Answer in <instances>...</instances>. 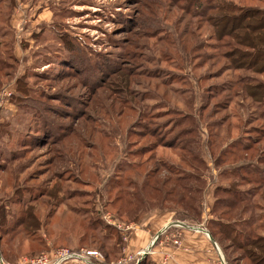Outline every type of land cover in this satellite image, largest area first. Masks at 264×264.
Segmentation results:
<instances>
[{
	"label": "rangeland",
	"instance_id": "374dc122",
	"mask_svg": "<svg viewBox=\"0 0 264 264\" xmlns=\"http://www.w3.org/2000/svg\"><path fill=\"white\" fill-rule=\"evenodd\" d=\"M14 2L36 4L35 12L44 10L47 22L30 29V48L17 52L20 62L16 59L10 75L0 77V92L20 78L27 96L12 105L11 117L0 110V149L8 150L0 156V168L10 170L0 172V223L26 218L21 199L41 220L47 214L52 219L38 229L15 224L7 237H0L2 261L23 264L64 248L94 250L104 263L102 253L87 243L98 233L88 227L97 230L106 219L130 226L125 211L126 202L134 203L132 189L121 183H137L146 171H154L151 180L180 177L196 185L199 196L190 195L200 198L201 216L187 222L206 228L216 217L210 214L214 186L235 182L218 173L243 164L241 158L252 162L264 150L259 133L264 102L253 104L239 85L247 77L264 83V75L227 64L222 57L226 41L213 35L219 15L213 7L264 9V0ZM8 3L0 0V58L2 41H9L1 37L9 34L3 8ZM61 41L73 44L78 57L64 59ZM56 55L64 60L56 61ZM7 92L9 99L13 85ZM237 141L251 147L246 157ZM260 158L264 161L263 154ZM140 193L149 200L136 214L172 212L173 220L183 221L175 216L179 208L157 206L152 201L157 194L150 190ZM249 203L260 205L252 213L260 216L264 234V201L254 197ZM225 244L217 245L221 255ZM229 253H224L227 263L237 264L234 257L241 252Z\"/></svg>",
	"mask_w": 264,
	"mask_h": 264
},
{
	"label": "trees",
	"instance_id": "16d2710c",
	"mask_svg": "<svg viewBox=\"0 0 264 264\" xmlns=\"http://www.w3.org/2000/svg\"><path fill=\"white\" fill-rule=\"evenodd\" d=\"M33 1V0H32ZM207 2L208 0H204ZM14 0H9L8 5H4L3 8L7 12L5 20L9 34L3 33L1 37L8 38L9 41L4 40L3 58H0V77H8L13 71V67L16 63V58L13 54L14 38L12 39L13 31L9 26V16L15 7ZM215 12L219 14L216 18L215 25L212 24L213 35L218 42H223L224 47L227 49L222 55L224 60L228 61V65L234 70H243L255 75H264V9H258L254 7H237L226 4V6L219 5L213 7ZM64 45V50L61 53L65 58L70 59L77 56L73 44H68L67 41H61ZM67 54V56H66ZM61 55V54H60ZM60 55H56V61H63ZM78 57V56H77ZM74 61V60H73ZM72 64V63H71ZM70 64V65H71ZM75 62L73 66H75ZM71 67V68H72ZM241 91L244 97L249 98L253 104L261 105L264 102V83L255 81L252 78H242L239 81ZM25 86L20 82V78H16L13 83V94L9 98V102L14 106H17L20 98H26L24 96ZM264 117V115L262 116ZM3 128L0 125V129ZM229 127H226V132ZM259 133L264 137V130H260ZM237 143H241L237 141ZM237 144L238 152L244 157L247 156V151H251V147L243 145V143ZM5 148V147H3ZM0 149V156L7 154ZM185 149H182L184 151ZM4 153V154H3ZM9 154V153H8ZM261 154V155H260ZM264 155L262 149L257 153V158L254 161L256 164H252L245 161L243 158L240 162L243 164H237L230 166V168L220 171L217 176L219 178L228 175V180L233 179L235 182H230L229 185H215L213 189V199L210 209V214L216 217L207 221L206 231L209 233L213 241L218 245H222V255L229 253L232 255L235 252H241L238 257H234V263L237 264H264V234L260 232L262 228L260 223H257L258 216H254L252 210L260 208L259 204H251V200L254 197H258L261 202L264 201L263 188H264V161H259L260 156ZM3 163L6 161L1 160ZM11 162L13 160H10ZM195 161V160H194ZM197 161H195L196 163ZM5 166V165H4ZM127 167V166H126ZM127 169V168H126ZM7 170L0 168V172H8ZM12 172V171H11ZM147 172V171H146ZM140 178L139 182H133L130 184L124 181L123 185L131 187L133 204L126 202L128 209L125 211L126 216L129 218V222L136 223L143 212L136 214L140 209H144L147 206V200L142 199L141 191L144 189L150 190L157 195H154L152 201L157 203V206H164L174 210L179 208L181 213H176V217L183 221H191L192 218L200 216V208L198 206L199 197L195 198L190 194H200V189L197 187H191L187 185L190 181L175 177L173 181L170 179H155L151 180L149 174H153L154 171H148ZM8 175V174H7ZM154 175V174H153ZM14 175L12 174V179ZM154 178V176H153ZM196 180V178H191ZM128 183V184H127ZM120 184V185H121ZM192 184H195L192 182ZM12 186L13 182H12ZM168 186L166 189L165 187ZM137 194L136 196H134ZM217 194H221V197H216ZM35 196V195H33ZM32 200V199H31ZM25 200H18V204L25 208L24 215L26 218H17L16 221L0 223V237H7L8 230H13L15 224L18 226L26 227L29 229H38L40 223L43 227L48 225V222L52 218H48V214L40 219L39 214L33 212L32 207H26ZM35 200H32V202ZM29 203V201H28ZM135 205V206H134ZM147 208V207H146ZM162 209V208H161ZM32 211V212H31ZM89 225L88 230L92 233L97 231V235H91L87 243L94 246L96 250L100 251L103 255L105 264H113L121 257V249L124 245L119 237V233L115 227L108 226L104 223L98 224L96 230L95 226ZM113 234V235H112ZM84 235V234H83ZM82 235V237H83ZM86 237L84 235L83 239ZM6 242V240H5ZM219 247V246H218ZM225 263L227 260L225 255L223 256ZM137 264H153L147 257H143ZM228 264V263H227Z\"/></svg>",
	"mask_w": 264,
	"mask_h": 264
},
{
	"label": "crops",
	"instance_id": "0c3cea01",
	"mask_svg": "<svg viewBox=\"0 0 264 264\" xmlns=\"http://www.w3.org/2000/svg\"><path fill=\"white\" fill-rule=\"evenodd\" d=\"M36 10H38L36 4L18 2L9 16V26L15 32H13V54L19 62L21 57L19 58L17 52L23 54L30 48L29 45L27 46V42L31 40L27 38L30 29L34 28L40 20L47 22L44 10L35 12ZM35 15L36 18L33 20ZM35 30H31V32H35ZM38 32L34 34V38L38 37ZM12 85L13 83H9L7 88L0 92V96L2 92H7ZM7 97H2L0 106V110H3L6 118L13 114L11 113L12 104ZM206 210L208 209L206 208ZM171 213L155 210L141 215L138 222L131 223L127 238L123 241L121 257L117 259L116 263L119 261L124 264H135L142 253L146 251L144 257H147L153 264H220L218 256L216 252L214 253L211 242L205 234V232L207 233L206 229L198 223V228H195V225L186 221L173 220ZM214 244L217 246L215 242ZM217 248L219 250L218 246ZM219 253L221 255L220 250ZM221 257L223 259L222 255ZM0 261L2 264H16L8 261L3 262L1 255ZM17 264H21L20 260ZM64 264L76 263L66 262Z\"/></svg>",
	"mask_w": 264,
	"mask_h": 264
},
{
	"label": "built area",
	"instance_id": "2783aa9c",
	"mask_svg": "<svg viewBox=\"0 0 264 264\" xmlns=\"http://www.w3.org/2000/svg\"><path fill=\"white\" fill-rule=\"evenodd\" d=\"M9 92H2L0 96V106L2 103V97L9 96ZM106 225H110L115 227V229L119 232V235L124 241L126 239L127 234L129 233L130 226L127 225H120V224H114V222L108 221V219L105 220ZM198 228V227H195ZM214 251L216 252L218 256V262L220 264H224V261L219 253V250L217 246L214 244V242L211 243ZM94 260V261H91ZM66 262H76L79 264H103L102 257L100 254L94 250H69V249H56V250H50L48 252L42 253L40 255H37L35 257L29 258L27 260H23V264H64ZM0 264L1 261H0ZM116 264H124L121 262H117Z\"/></svg>",
	"mask_w": 264,
	"mask_h": 264
},
{
	"label": "water",
	"instance_id": "95a60500",
	"mask_svg": "<svg viewBox=\"0 0 264 264\" xmlns=\"http://www.w3.org/2000/svg\"><path fill=\"white\" fill-rule=\"evenodd\" d=\"M205 234L207 235V237H208V239H209V241L212 243L213 242V240H212V238L210 237V235L209 234H207L206 232H205ZM146 251L145 252H143L142 253V256L139 258V260L141 259V258H143L144 257V255H146Z\"/></svg>",
	"mask_w": 264,
	"mask_h": 264
},
{
	"label": "bare ground",
	"instance_id": "6f19581e",
	"mask_svg": "<svg viewBox=\"0 0 264 264\" xmlns=\"http://www.w3.org/2000/svg\"><path fill=\"white\" fill-rule=\"evenodd\" d=\"M199 230H201V229H199Z\"/></svg>",
	"mask_w": 264,
	"mask_h": 264
}]
</instances>
